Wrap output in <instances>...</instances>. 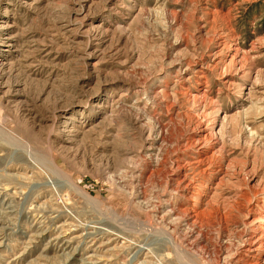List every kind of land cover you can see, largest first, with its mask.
I'll return each mask as SVG.
<instances>
[{"label": "rangeland", "instance_id": "1", "mask_svg": "<svg viewBox=\"0 0 264 264\" xmlns=\"http://www.w3.org/2000/svg\"><path fill=\"white\" fill-rule=\"evenodd\" d=\"M259 214L264 0H0V264H264Z\"/></svg>", "mask_w": 264, "mask_h": 264}, {"label": "bare ground", "instance_id": "2", "mask_svg": "<svg viewBox=\"0 0 264 264\" xmlns=\"http://www.w3.org/2000/svg\"><path fill=\"white\" fill-rule=\"evenodd\" d=\"M261 215V214H259ZM261 217H264V215L262 214ZM62 225H65V224H61L59 227H61ZM258 226V225H257ZM257 231L260 232L259 236H256V235H252L250 236L251 237V241L248 243L247 245V248L245 250H247L249 253H253L254 251L257 250L256 246H257V243H259L262 239H264V226H258V229ZM255 232V231H254ZM53 239H61V236H56L54 237ZM58 240V241H59ZM67 241V240H66ZM68 242V241H67ZM66 242V243H67ZM65 243V242H64ZM244 247V246H243ZM251 255V254H250ZM90 262H87V264H89ZM92 263V262H91Z\"/></svg>", "mask_w": 264, "mask_h": 264}]
</instances>
